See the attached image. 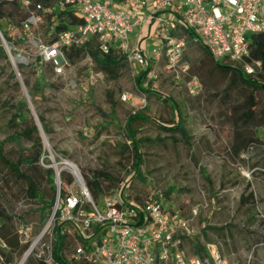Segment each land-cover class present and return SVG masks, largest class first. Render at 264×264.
<instances>
[{
	"label": "rangeland",
	"instance_id": "rangeland-1",
	"mask_svg": "<svg viewBox=\"0 0 264 264\" xmlns=\"http://www.w3.org/2000/svg\"><path fill=\"white\" fill-rule=\"evenodd\" d=\"M49 26L46 17L41 16V23L31 28L35 44L8 46L14 50V54L10 53L12 58H17V53L24 58L17 63L23 64V69H18L16 63L14 68L8 55L7 60L0 58V143L4 157L20 162V170L32 178L46 201L51 197L55 200L56 181L53 194L45 170L63 172L70 181L71 172L63 169L64 162L71 164L85 183L86 176L96 172L117 182L133 171L130 153L124 154L121 148L129 145L123 131L126 118L141 111L170 123L175 104L189 144L184 145L178 135H170L151 123L134 124L135 139L140 140L139 171L143 181L132 179L124 193L129 199L140 201L151 192H159L167 210L187 221L188 232L203 245L219 244L229 264H264V127L254 129L262 146L236 158L231 155L234 121L247 109L251 90L240 83L229 88V78L215 70L201 46L190 43L185 47L182 63L186 70L166 71L159 63L153 67L157 79L144 82L146 93L135 88L134 79L139 72L128 63L117 79L111 80L96 70L88 56H82L57 75L50 65L40 63L38 52V46L50 39ZM9 33L18 40L20 30ZM14 71L15 78L11 79ZM194 79L200 84L198 89L192 86ZM26 80L30 86L35 80L42 85L34 99L28 97ZM253 93L257 103L254 122L260 123L264 93ZM22 100L27 104L26 115L39 128L43 145L33 166L24 160L36 156L34 141L16 138L21 127L10 121L12 104ZM39 115L44 117L47 133L42 130ZM252 130L253 126L249 132ZM100 181L103 186L109 184ZM59 182L62 197L69 182L60 176ZM248 184L256 200L253 211L238 203ZM53 209L54 203L41 212V205L28 196L27 184L0 162V264H37L40 259H48ZM65 234L68 248L64 255L71 260L79 243L74 236ZM183 249L186 254L192 253L190 241H185Z\"/></svg>",
	"mask_w": 264,
	"mask_h": 264
},
{
	"label": "built area",
	"instance_id": "built-area-1",
	"mask_svg": "<svg viewBox=\"0 0 264 264\" xmlns=\"http://www.w3.org/2000/svg\"><path fill=\"white\" fill-rule=\"evenodd\" d=\"M21 2L25 8L32 5L30 0ZM56 6L57 10L73 8L81 19L54 42L38 46L41 62L57 75L68 66L63 50L80 47L92 38L101 53L115 47L139 73L149 69L145 80L157 79L153 67L159 63L166 71L186 70L182 63L187 43L202 46L215 63L236 65L244 74L261 69L260 62L247 60L251 36L264 34V0H57ZM41 10L36 4L22 24L20 32L28 46L35 44L31 28L41 23ZM0 38L15 68L13 61L21 63L24 58L20 53L12 58L11 48ZM192 86L198 89L200 84L194 79ZM73 169L62 197L60 173L55 172L51 219L66 227L64 233L79 243L76 258L87 252L89 264H229L215 245L206 246V258L186 254L181 236L192 234L187 221L167 210L159 192L140 201L129 199L124 192L131 184L130 174L95 203L84 179Z\"/></svg>",
	"mask_w": 264,
	"mask_h": 264
},
{
	"label": "trees",
	"instance_id": "trees-1",
	"mask_svg": "<svg viewBox=\"0 0 264 264\" xmlns=\"http://www.w3.org/2000/svg\"><path fill=\"white\" fill-rule=\"evenodd\" d=\"M32 5L29 8H25L21 2V0H12V1H0V33L3 40L9 47H13L18 43L24 42V37L21 32L19 34L20 38L15 41L9 32H17L21 30L22 24L29 16L30 10L34 9L36 4H39L42 8L41 11L38 12V15L45 16L46 21L50 23L49 26V40L44 43H52L56 40L57 35L64 30L72 29L75 25L81 23V19L78 18L74 14L73 8H65L64 10H57L56 2L57 0H30ZM52 10V11H50ZM54 19V20H53ZM53 20V21H52ZM190 35L189 33H187ZM18 36V37H19ZM252 44L250 51V58L247 60L249 63L253 61H258L261 63V69L257 70L253 75H247L242 72V70L233 64H219L215 63L211 57L208 55L205 48L201 46L203 54L209 58L215 70H217L220 74L229 78V85H235V83H240L245 88L251 90V94L249 97V105L247 109L241 112L238 115L236 121H234V130L232 134L231 141V155L236 158L242 155L243 153H248L251 150L257 149L262 146V142L260 140V136L256 135L254 132L255 128L259 126L264 127V115L262 116V120L260 123L254 122L256 120V102L253 92H262L264 93V34L252 35ZM14 54V50L10 51ZM63 55L68 64H75L78 59L82 56H88L93 64L96 67V70L100 73L104 74L108 79L114 80L117 79L119 75V71L122 69L126 61V57L123 53L119 52L115 47H112L110 51L106 54L101 53L98 49L95 38L90 39L84 45L80 47H70L63 50ZM0 58L7 60V54L2 47V43L0 40ZM40 63L43 64L40 60ZM16 67L18 69H23V64H17ZM15 70V69H14ZM149 69L140 72L136 78L134 79L135 88L143 93L147 91L144 89L143 85L145 82V77ZM12 72L10 74V78L14 79L15 74ZM18 85V84H16ZM25 86L29 88L28 97L34 99L35 96L39 93L38 91L41 89L42 85L39 80H35L34 85L30 86L29 82L25 81ZM171 101V100H166ZM26 102L20 101L16 104H12V108L14 113L12 115V119L10 120L12 123L17 122L19 127H21V132L17 135L18 139H26L33 140V146L36 149V156L31 158L28 157L24 160V162L35 165L43 150V145L41 138L39 137V130L36 124H34L31 118H28L26 115ZM173 121L170 123H162L159 120L154 118H150L146 116L143 112L138 111L134 114L129 115L123 127L124 137L126 142H129V145L123 144L122 151L123 153H130L133 159V171L130 174V180L133 178H138L143 181L140 175V165L142 164V155L140 153V140H136V133L133 129L134 124L136 123H151L155 125L159 130L169 133L170 135H178L180 140L184 143V145L189 144V136L184 128L183 120L181 117L180 109L177 105L173 104ZM38 120L41 124L42 130L47 133V125L45 123L44 117L39 115ZM253 126V130L249 132V129ZM0 162L6 166V168L12 173V175L23 181L28 186V196L35 200L39 205H41V212H46L52 207L54 203V197H51L49 201L44 199V193L36 187V184L32 180L30 176L25 174L20 170V162H10L3 155L2 144L0 143ZM46 174V182L51 187V191L55 194V186H54V178L55 172L53 169L48 168L45 170ZM66 175L62 172L60 173V178L65 182H69V177H65ZM107 181L109 184L107 186H103L100 181ZM118 182V180H117ZM112 177L103 173L96 172L92 174L89 178L86 176V186L89 190L91 198L95 203L99 202L103 197L106 196V191L112 189L113 183H117ZM64 194V193H63ZM239 206L241 208L248 209L249 211L255 210L256 200L254 193L250 190V185L248 184L245 187V191L240 195L238 200ZM63 226L59 225L56 221H54V226L52 228V243L49 249V256L47 260L40 259L37 264H89L87 260L88 253L85 252L80 257H75L73 254V258L68 260L64 252L67 250L66 244V234L62 231ZM204 228L202 230L203 236L205 233ZM77 239L80 241V244L84 245L85 242L81 241V237L77 235ZM197 239V236L193 234L181 236L182 248L184 246L185 241H190L192 247V253L190 255L198 256L200 258H206L208 256V252L206 250L207 245H215L219 250L220 254V246L214 242H207L204 245L200 243ZM264 241V240H263ZM78 243V242H77ZM222 255V254H221ZM81 262V263H79Z\"/></svg>",
	"mask_w": 264,
	"mask_h": 264
},
{
	"label": "bare ground",
	"instance_id": "bare-ground-1",
	"mask_svg": "<svg viewBox=\"0 0 264 264\" xmlns=\"http://www.w3.org/2000/svg\"><path fill=\"white\" fill-rule=\"evenodd\" d=\"M62 165H64L65 168L68 169L69 171H72V172L74 171V169H73V167H72L71 165H69V164H62ZM31 251H32V249H30V250L24 255L23 260H25V259L29 256V254L31 253Z\"/></svg>",
	"mask_w": 264,
	"mask_h": 264
},
{
	"label": "water",
	"instance_id": "water-1",
	"mask_svg": "<svg viewBox=\"0 0 264 264\" xmlns=\"http://www.w3.org/2000/svg\"><path fill=\"white\" fill-rule=\"evenodd\" d=\"M0 40H1V38H0ZM18 61L16 60V61H13V63H17ZM12 64V63H11ZM13 65V64H12ZM38 130H39V128H38ZM63 169H65V168H63Z\"/></svg>",
	"mask_w": 264,
	"mask_h": 264
}]
</instances>
